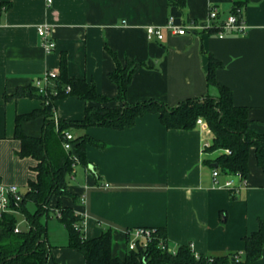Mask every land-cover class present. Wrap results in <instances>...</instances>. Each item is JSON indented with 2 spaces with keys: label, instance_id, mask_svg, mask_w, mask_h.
Returning a JSON list of instances; mask_svg holds the SVG:
<instances>
[{
  "label": "crops",
  "instance_id": "1",
  "mask_svg": "<svg viewBox=\"0 0 264 264\" xmlns=\"http://www.w3.org/2000/svg\"><path fill=\"white\" fill-rule=\"evenodd\" d=\"M239 1H246L241 9L246 34L179 36L165 28L170 16L178 23L206 25L212 6L219 12L216 26ZM0 5V188L17 186L26 192L29 181L36 179L37 161L17 155L21 143L15 127L18 115L42 109L43 100L15 95L34 86L47 71L60 74L63 55L69 77L93 82L98 93L111 100L107 104L111 107L124 103L109 76L116 68L109 49L121 62L147 65L133 76L126 96L129 104L153 99L169 107L207 95L212 55L223 64L217 80L231 88L235 105L249 108L250 118L258 121L254 129L264 133V0H186L184 10L170 6L168 0H0ZM42 24L52 30L56 48L51 53L43 49L37 34ZM149 26L161 27L164 39L149 40ZM89 105L102 106L77 96L57 100L56 128L59 120L83 121ZM22 128L25 134L40 137L44 119L27 120ZM73 130L69 132L73 137L87 135L103 145H87L86 159L93 171L78 162L82 171L75 170L70 178L77 201L63 199L85 218L86 239L111 230L112 254L124 258L128 230L160 228L174 250L193 245L198 254L236 253L243 258L245 236L264 220V169L253 150L246 186L234 197L214 185L213 168L205 162L216 155L205 152L213 134L198 125L193 130L168 129L158 114L149 113L131 128ZM225 180L220 176V183ZM234 182L242 186L239 179ZM55 228L60 234L58 239L51 236L52 242L48 238L54 248L47 264H85L80 252L68 246L66 228ZM256 264H264V251Z\"/></svg>",
  "mask_w": 264,
  "mask_h": 264
},
{
  "label": "trees",
  "instance_id": "2",
  "mask_svg": "<svg viewBox=\"0 0 264 264\" xmlns=\"http://www.w3.org/2000/svg\"><path fill=\"white\" fill-rule=\"evenodd\" d=\"M168 1L170 6L180 10L186 7V0ZM244 3L246 4V1L237 2L232 13H237L238 9L241 10ZM217 31L212 29L208 33ZM108 51L116 61V68L109 76L118 88V100L124 103L121 107L108 106L111 100L99 94L93 82L69 77L65 55L61 58L60 74L55 80L57 96L43 97L38 94L35 86L29 87L28 90L21 89L16 93V97L37 96L43 100L42 109L18 115L15 127V138L21 143L17 155L21 158L30 157L36 160L37 165L33 170L37 175L35 180L29 181L28 190L18 205H15L14 201L11 202L10 208L13 212L0 216V264L48 263L54 247L49 243L48 228L42 218L45 215L47 218L50 217L52 211L55 214L56 211L60 212V217L56 216L68 232V246L80 252L85 264H256L264 251L263 219L259 220L257 231L245 236L243 258L236 253L198 254L191 245H182L174 250L168 241L166 231L160 228L155 230L153 239L147 245L139 241L134 250L127 248L125 257L119 258L112 254L111 230L104 231L94 239H86L83 231L76 230L75 226L81 223L82 217L63 200L67 197L76 202L78 198V195L72 192L70 184L75 160L72 157L73 151L67 152L63 142L65 133L71 132L78 126H102L120 130L133 127L137 118L152 113L158 114L161 123L168 129L193 130L197 126V120L202 118L213 134V141L205 152L216 153L213 159L205 162L213 169H218L220 176H234L239 173L247 179L252 150L258 166L264 169V133L254 129L253 126L258 121L250 118L249 108L235 105L231 88L217 80V71L223 68V64L218 59L212 55L209 56L206 75L209 90L206 96L183 101L176 107H169L153 99L129 104L126 96L133 76L147 65L130 60L121 62L115 52L110 49ZM68 86L71 90L67 93ZM211 87L215 88V94L211 93ZM67 96H77L83 101L102 104V106L89 105L83 121L59 120L56 128L53 119L55 102ZM37 117L44 119L42 135L32 137L25 134L22 128L23 123ZM72 144L76 145L74 156L85 167L90 166L86 159L87 145L103 146L87 135L74 137ZM226 150L230 153H226ZM29 202L36 205L33 213L28 210ZM17 214L25 216L29 225L27 230L18 228ZM17 228L18 231H16ZM129 238L127 235V244Z\"/></svg>",
  "mask_w": 264,
  "mask_h": 264
},
{
  "label": "built area",
  "instance_id": "3",
  "mask_svg": "<svg viewBox=\"0 0 264 264\" xmlns=\"http://www.w3.org/2000/svg\"><path fill=\"white\" fill-rule=\"evenodd\" d=\"M240 15L241 10L238 9L237 13H230L225 21L215 26L214 23L219 17V12L215 6H212L210 7L208 12V20L206 25L197 22H190L187 24L178 23L174 16H170L167 20L165 28L170 34L179 36L209 32L212 29L218 30L217 33L220 38H223L227 33L246 34L248 32V26L243 16ZM37 34L41 39V45L43 49L47 53H51L53 50H55L56 43L52 35L51 27L48 24L39 25L37 27ZM147 38L149 40L156 38L157 40L162 41L164 39V34L161 27L149 26L147 28ZM58 76L59 73L57 71L51 70L45 72L41 77L37 78L34 81V86L36 87L38 94L42 95L43 97L57 96L58 90L55 88V80L58 78ZM70 90L71 88L68 86L66 88V92L68 93L70 92ZM197 125L207 131H211L207 122L202 118H199L197 120ZM73 139L74 137L71 133H65L63 147L67 152L73 151ZM209 146V143L205 145V149ZM226 153H230V151L226 150ZM72 157L75 160V163L73 165L75 173V166L78 161L74 155ZM212 175L214 179V185L228 189L234 197L240 195L242 187L246 186V179L239 173L234 176H227L226 180L223 183H220V172L218 169L214 168ZM234 178L239 179L242 186L236 185L234 182ZM0 192V216L7 212H13V210L10 208L11 202L14 201L15 205H18V203L23 199L24 195V193L20 192L19 187L17 186L1 187ZM56 214L58 217H60L59 211H56ZM81 217V223L75 226L77 231H83L85 227V218L83 216ZM155 230L156 229L154 228H137L128 230L127 235H129L130 238L127 247L130 250H134L137 247V243L139 241L144 242V245H147V243L153 239ZM16 231H18V228ZM161 245L162 247H165L164 244ZM191 247L193 248V245H191ZM169 250L171 252H175L174 250Z\"/></svg>",
  "mask_w": 264,
  "mask_h": 264
},
{
  "label": "rangeland",
  "instance_id": "4",
  "mask_svg": "<svg viewBox=\"0 0 264 264\" xmlns=\"http://www.w3.org/2000/svg\"><path fill=\"white\" fill-rule=\"evenodd\" d=\"M212 88V87H211ZM211 93H213V94H215L216 93V90H215V88H212L211 89ZM73 132L75 133V130H73ZM75 170H76V172H78L79 171V173H81V171H82V166L81 165H76L75 166ZM234 179H236V178H234ZM20 190V192L21 193H24L25 191V189H19ZM27 207H28V210L31 212V213H33V212H35V210H36V205L34 204V203H32V202H29L28 204H27ZM50 217L52 218L51 219V221H50V224H49V226H50V229H49V236H48V238H50V240H51V242H52V237L53 236H55V238L57 237V235H59L60 234V232L59 231H56L55 232V225H57L58 227H63V225L58 221V218H57V216H56V214L52 211V212H50ZM50 217H48V218H50ZM47 216L45 215V216H43V218H42V220H43V222L47 225ZM53 221V222H52ZM17 224H18V228H20L21 230H27L28 229V227H29V225H28V223H27V221H26V218H25V216L24 215H22V214H17ZM52 236V237H51ZM57 239H58V237H57Z\"/></svg>",
  "mask_w": 264,
  "mask_h": 264
},
{
  "label": "water",
  "instance_id": "5",
  "mask_svg": "<svg viewBox=\"0 0 264 264\" xmlns=\"http://www.w3.org/2000/svg\"><path fill=\"white\" fill-rule=\"evenodd\" d=\"M75 148H76V145H73V154L74 155L76 154ZM90 169L93 171V167L92 166H90Z\"/></svg>",
  "mask_w": 264,
  "mask_h": 264
}]
</instances>
